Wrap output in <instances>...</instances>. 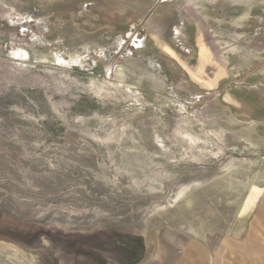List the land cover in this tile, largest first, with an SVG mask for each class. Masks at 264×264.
<instances>
[{
    "label": "rangeland",
    "instance_id": "374dc122",
    "mask_svg": "<svg viewBox=\"0 0 264 264\" xmlns=\"http://www.w3.org/2000/svg\"><path fill=\"white\" fill-rule=\"evenodd\" d=\"M0 264H264V0H0Z\"/></svg>",
    "mask_w": 264,
    "mask_h": 264
},
{
    "label": "crops",
    "instance_id": "0c3cea01",
    "mask_svg": "<svg viewBox=\"0 0 264 264\" xmlns=\"http://www.w3.org/2000/svg\"><path fill=\"white\" fill-rule=\"evenodd\" d=\"M245 1V0H244ZM167 17V19L168 20H170V30H172L173 32H175V33H177V32H179L180 31V23H177L178 21V19H177V17L179 18L180 16H178V14H176V13H174V14H172V15H168V16H166ZM169 30V31H170ZM171 37H172V35L171 34H169L168 35V38L167 39H159V40H156V41H158V42H170V41H172L171 40Z\"/></svg>",
    "mask_w": 264,
    "mask_h": 264
}]
</instances>
